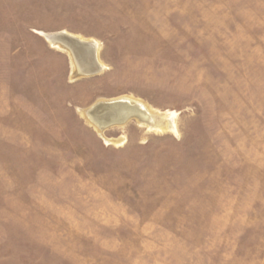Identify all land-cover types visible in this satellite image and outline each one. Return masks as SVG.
Masks as SVG:
<instances>
[{"label": "rangeland", "instance_id": "obj_1", "mask_svg": "<svg viewBox=\"0 0 264 264\" xmlns=\"http://www.w3.org/2000/svg\"><path fill=\"white\" fill-rule=\"evenodd\" d=\"M0 264H264V0H0Z\"/></svg>", "mask_w": 264, "mask_h": 264}, {"label": "bare ground", "instance_id": "obj_2", "mask_svg": "<svg viewBox=\"0 0 264 264\" xmlns=\"http://www.w3.org/2000/svg\"><path fill=\"white\" fill-rule=\"evenodd\" d=\"M47 37L55 46L70 53L74 64V75H93L104 67L98 58L97 41L86 40L67 32L51 33L47 34ZM85 115L101 134L109 127L124 125L132 119H136L151 131L177 133L175 114L154 110L143 101L130 96L98 101L86 110ZM106 140L112 142L113 139ZM113 141L123 143L124 139Z\"/></svg>", "mask_w": 264, "mask_h": 264}]
</instances>
